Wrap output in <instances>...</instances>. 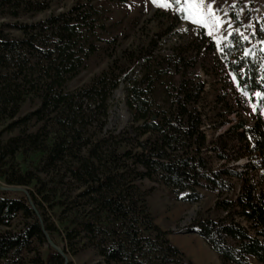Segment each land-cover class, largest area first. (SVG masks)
Returning a JSON list of instances; mask_svg holds the SVG:
<instances>
[{
  "label": "trees",
  "instance_id": "1",
  "mask_svg": "<svg viewBox=\"0 0 264 264\" xmlns=\"http://www.w3.org/2000/svg\"><path fill=\"white\" fill-rule=\"evenodd\" d=\"M55 1L0 0V15L17 18ZM128 1L76 0L37 21L0 22V182L29 193L0 190V264H65L44 230L65 254L91 249L102 264H197L155 222L146 200L153 187L143 189L142 179L164 185L175 200L216 193L213 213L199 212L187 232L222 264H264V189L236 166L214 165L212 155L229 159V143L219 135L207 144L202 130L203 32L165 53L153 37L133 43L70 88L103 35L120 29V21L109 22L112 4ZM258 40L253 24L248 35L230 32L218 51L237 91L256 107L264 105ZM137 66L138 74H128ZM122 77L131 118L115 132L106 124ZM27 102L35 107L22 113ZM230 130L250 146L243 167L258 169L263 184L262 118Z\"/></svg>",
  "mask_w": 264,
  "mask_h": 264
},
{
  "label": "rangeland",
  "instance_id": "2",
  "mask_svg": "<svg viewBox=\"0 0 264 264\" xmlns=\"http://www.w3.org/2000/svg\"><path fill=\"white\" fill-rule=\"evenodd\" d=\"M76 0H56L52 5L40 12L20 15L13 18L0 15V22H32L43 19L50 14L68 9ZM188 3L202 4L203 23H196L187 18ZM163 5H168L167 7ZM211 6V12H209ZM109 22L120 21V29L113 35H103L98 52L87 62L81 72L70 81V88H75L87 81L92 75L103 69L120 50L133 43L153 37L155 50L165 53L173 46L189 41H209L200 58V75L204 91L199 102L202 113V130L207 144L219 135L229 143V159L223 161L212 155L213 164L218 166L226 163L236 166L238 170L246 171L256 190L264 189L258 169L244 168L252 156L250 146L238 139H233L230 129L243 122L251 124L256 117H261L264 123V105L256 107L247 97L240 94L234 85L233 76L227 70L225 62L218 53L221 43L232 31L238 34L244 31L249 34L253 24L257 25L259 44L264 51V0H129L126 4H112ZM217 18L219 23H217ZM13 34L18 32L11 30ZM140 66L128 74L139 73ZM126 81L124 77L109 101L106 128L118 132L130 122L131 114L125 103ZM36 104V103H35ZM27 102L22 113L35 107ZM243 128H239L241 131ZM235 131V130H234ZM237 182V180H234ZM139 184L143 189L153 187L146 197L149 210L155 217V222L161 228L170 231L171 242L181 248L188 257L197 264H222L201 236L193 232L191 222L199 212L213 213L212 207L216 193L207 190L200 191L203 199L197 202L175 200L169 190L160 183L142 179ZM16 193V192H15ZM18 194H22L18 192ZM183 195V194H182ZM60 241L59 247L62 248ZM73 264H102V259L94 251L87 249L76 256L67 255Z\"/></svg>",
  "mask_w": 264,
  "mask_h": 264
},
{
  "label": "water",
  "instance_id": "3",
  "mask_svg": "<svg viewBox=\"0 0 264 264\" xmlns=\"http://www.w3.org/2000/svg\"><path fill=\"white\" fill-rule=\"evenodd\" d=\"M0 190H3V191H9V192H21L23 193L26 197H29V193L27 191V187H24V186H20V185H7V184H4V183H1L0 182ZM30 203L32 205V207L34 208V210L36 211V213L39 215L38 211L36 210L34 204L31 202L30 200ZM44 230V229H43ZM44 233H45V236H46V239H47V242L49 243V245L55 249L63 258H64V263L65 264H68V256L67 254H65V252L63 251V249L61 247H59L52 239L51 237L48 235V233L44 230Z\"/></svg>",
  "mask_w": 264,
  "mask_h": 264
},
{
  "label": "snow or ice",
  "instance_id": "4",
  "mask_svg": "<svg viewBox=\"0 0 264 264\" xmlns=\"http://www.w3.org/2000/svg\"><path fill=\"white\" fill-rule=\"evenodd\" d=\"M167 7L168 5H163ZM203 9L202 4L197 3H188L187 5V11H189V16L187 18L193 19L196 23H203V15L201 14V11ZM209 12H211V6H209ZM217 23H219V19L217 18Z\"/></svg>",
  "mask_w": 264,
  "mask_h": 264
},
{
  "label": "crops",
  "instance_id": "5",
  "mask_svg": "<svg viewBox=\"0 0 264 264\" xmlns=\"http://www.w3.org/2000/svg\"><path fill=\"white\" fill-rule=\"evenodd\" d=\"M162 229H164V230H165V229H167V228H164V227H163ZM169 235H170V234H169ZM169 235H168V236H169Z\"/></svg>",
  "mask_w": 264,
  "mask_h": 264
}]
</instances>
